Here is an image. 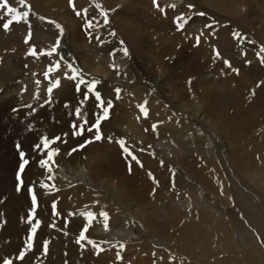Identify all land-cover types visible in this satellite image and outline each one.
I'll return each instance as SVG.
<instances>
[{
  "label": "bare ground",
  "instance_id": "1",
  "mask_svg": "<svg viewBox=\"0 0 264 264\" xmlns=\"http://www.w3.org/2000/svg\"><path fill=\"white\" fill-rule=\"evenodd\" d=\"M33 1L34 3L36 2V6L39 3L46 11L60 8L63 11L64 8L62 7L65 5L63 0ZM81 1L83 0H79L76 4L78 6L83 5L84 1ZM99 1L108 3V5L111 4L109 6L112 7V5L116 4H122L123 6L124 3H129L128 1L131 0ZM200 1L204 4V7H211L215 11L217 15L215 21H219V23L216 24L217 27L212 29L213 31L211 30L212 35L206 34L202 37L201 44L192 52V58L185 59L182 64H178L179 69H183L181 83L180 81L177 82L179 78L176 73L170 77L166 71H163V69L168 71L173 65L172 56L169 60V62H172L171 64L162 63L161 59L166 54L165 52L160 59L158 58L162 67L159 72L160 76L155 77L154 83L156 85L162 83L165 95L158 92L165 100H162L158 94L153 93V89L148 86L144 87V89L139 86L141 82L138 79H134V75L128 72L131 68V63L126 58L117 56L116 60L113 58L108 59L109 56L105 57L102 54V56L82 57L78 61L87 77H95L102 80L104 95L107 91L114 99V88L120 87L122 89L121 99H114V102L118 104L119 108V110H116V116L118 115L120 122H123V124L120 125L119 123V125L121 129L123 128L122 130L126 128L128 132L124 130V133L119 132L118 134L119 126L114 129L113 134L117 139H125L126 146H129L130 151H133V154L137 156L140 165L131 161L130 157H126V154H122V150L115 143H104V147H101L102 144L101 146L98 144L96 147L92 146V148L87 149L81 155L82 160L78 159L76 154H74L75 158H72L66 157L62 153L61 157L58 158V160L62 161L59 164L60 167L55 170L57 179L54 181L59 191L54 193H56V201L65 202L66 205L59 206L58 212L60 214L56 215L55 218L59 220L60 224H56V229L50 227L51 224L44 220V215L47 212V195H38L40 206L36 211V218L42 220L41 227L38 229L42 233L37 237V241L40 244L44 239L49 241V252L47 255L41 254V249L37 250L35 248L31 251L40 259L49 260L52 264H189L183 260L181 255L183 254L196 259V262L201 259L208 264H264V83H261L264 82V64L260 63L259 58L256 56L259 47L248 48L250 52L249 50L245 52L247 48L243 51L242 48H245V44L241 42H244V40L240 41L232 36L233 32H239V30L232 29L233 32H231L228 24L244 14L243 16H246L247 21L245 22L244 20L243 22L247 26H245V29L243 27L244 33H240L245 37L246 31L249 37H256L255 33H253L254 29L252 30L251 27H257L259 34L264 37V26H262L264 22L254 26V22L251 21L253 18L254 21L256 20V13L260 9L261 12H264V2L259 4V2L264 0ZM161 2L166 8L170 4L176 5L175 8H167L169 10L166 13L169 16L173 13L182 15L187 13L189 10L186 5L192 0H161ZM133 4H130V6L132 7ZM137 4L139 5V2ZM201 4L200 6H202ZM248 5L254 8L251 7L248 10ZM114 7L116 8V6ZM114 7L111 9H114ZM131 9L133 10L134 8L132 7ZM261 20L263 21V18ZM134 21L129 22L130 28L124 23L123 29L130 30L131 35H127L129 38H134V34L136 40L140 42L139 39L141 37L137 32L142 27L139 26V22ZM235 21L238 20L236 19ZM202 28L203 24L190 27L189 30L187 29L189 32H185L186 36H183L184 34L178 36L176 33V35H171L172 37L161 35L169 39L168 41L166 40L165 47H170L168 51L172 55L176 51L174 47L176 43L181 40L184 41L187 36L188 38L190 37L189 42H191V39L199 34L198 30ZM123 29L120 31L124 32ZM37 34L39 35V33ZM182 36L184 39L181 38ZM18 38L10 34L4 40V34L0 32V55L3 54V51L12 50L15 47L23 49L20 46L21 40H17ZM159 39L161 41V36ZM71 42L73 43L72 40ZM206 43L212 45L208 47ZM261 43L264 44L263 42ZM234 45H238L236 47L238 55L241 52L244 53L239 58L237 55L238 59L236 61L233 60L235 57L232 58L233 55L230 54V48ZM89 47L86 45L87 49ZM210 47H217L222 52V56L226 60H230V64L238 69V73L232 72L231 69L227 73L221 72L226 67L222 61H218L215 69L210 67L211 64L207 65L210 67L207 69L215 70H212V73L216 74L215 78L213 80L203 78V75L199 74L201 71H198L197 66L199 64L198 62V65L196 64L197 60L195 57L199 55V50L203 49L201 55L204 57L205 55L209 56L211 54ZM27 50H29V47ZM80 50L84 51L86 49L81 47ZM162 51L163 49H160V52ZM233 51L235 52L236 50L233 49ZM147 52L148 50L145 54ZM2 56L4 61L2 67H0V89L6 88L9 84L8 87L10 89L7 92H5V89L0 92V111L3 108L11 110L17 106V95L19 96L20 91L28 85L27 93L20 95L23 99L21 105L24 104V101L30 98L32 94L29 86L37 80L35 77H32L35 80L30 78V73L28 72L24 75L23 69L20 67V64L23 63L19 61L18 57H15L16 55L14 58L9 55ZM9 58H11V61L12 58L16 59L15 63L12 61L11 64H13L10 66ZM148 58L150 63L151 57L148 56ZM145 61H147V58H145ZM248 61H251V63H248ZM109 62L112 64L109 65ZM114 63L125 64L127 68L124 67L127 71L124 72L121 68L120 74L117 75L113 67H110ZM4 65L5 67H3ZM28 65L30 68L34 67V64L33 66ZM37 66L39 67V64ZM201 68L200 66L199 70H202ZM62 69L64 71V65ZM204 69L203 71H205ZM63 71L53 72L54 76H52V79L56 76L61 77L62 88L54 91L57 94L54 98L60 97L62 103L66 101V98L70 97L68 96V90L71 88L73 91L74 88L69 81L63 79ZM2 75H4V78H2ZM195 75L198 76V79H194ZM118 76L127 79L128 82L124 83L122 80V86H118L115 84H120L121 82H115L114 84L113 80L110 78L108 80V77L117 78ZM165 80H167L166 84L164 83ZM15 81L21 82L16 85ZM258 83H260V87H257ZM253 91H255V95L251 94ZM75 95L80 97L79 94ZM5 96H10V98H5ZM144 101H147V116L138 107ZM160 102L162 103L160 104ZM36 107L37 112L34 118H12L23 129H26V125L29 122L32 123L33 130L30 132L32 135L30 140L33 143L36 139L38 142V138L41 135H45V133L42 134L40 132L42 130H52L56 134L67 131L63 124L58 126L51 125L53 123L51 120L52 114L43 117L52 105H46L44 108H39L38 105ZM236 118H241L242 120L237 121ZM0 119L7 120L8 118ZM13 120L9 118L7 120L8 125H13ZM112 120V123L116 122V118ZM244 121H250L253 124L252 135L248 133L249 128L247 126L249 124L244 125ZM153 125H156L155 129H153ZM146 126L150 130H147ZM19 130H16L14 137H9L11 133L6 130L9 146L17 143L22 136L28 138V135L23 132L17 134ZM157 133H160V135H156ZM110 134L112 133L110 132ZM23 137L21 138V143L25 140ZM69 137L67 138L69 144L65 145L64 148L73 145L74 140L72 141ZM8 163L14 169L17 163L16 158L8 159ZM67 164H70L68 172H71V177L66 171ZM133 164H135L136 168L141 167V174L131 175L129 167ZM237 165H241L242 169L238 168ZM245 168L247 172L249 171L248 174L253 173L250 175L255 176H251V179L255 178L260 183L261 190H258L257 198L255 196L256 200L247 195L249 192H245V183L243 184L233 178L235 175V177L243 180L244 176L240 173L241 171L245 173ZM149 173H152L158 183L153 181ZM36 176L40 177L41 172L38 171ZM3 182L0 179V183L3 184ZM48 183L52 184L53 181ZM64 186H67V188L61 189ZM207 191H209L211 197ZM245 198L246 202L248 201L249 203H246V206ZM96 201H99V203H95ZM235 202L237 204L240 203L242 214H245V208L249 210L246 213L248 219L245 224V237L234 231L237 221L234 220L235 218L233 219L229 211ZM19 204L13 202V205L17 208L15 212L18 211ZM101 209L109 213L110 219L108 220L107 230L104 228L103 217L99 215ZM86 210L94 213L95 218L91 223H89L87 217L80 215L81 212ZM23 227L30 229L31 225L26 221ZM15 228L16 224H14L13 228H9V232L20 240V228ZM85 228L88 229L85 232L86 238L98 243L99 248H93L88 245L87 239L81 242L85 245L83 248L76 243L79 232ZM155 238L162 242H156ZM105 241H108V243H104ZM118 242L123 243L125 247L123 249L119 248L117 246ZM117 252H119V258H117Z\"/></svg>",
  "mask_w": 264,
  "mask_h": 264
},
{
  "label": "rangeland",
  "instance_id": "2",
  "mask_svg": "<svg viewBox=\"0 0 264 264\" xmlns=\"http://www.w3.org/2000/svg\"><path fill=\"white\" fill-rule=\"evenodd\" d=\"M32 1L33 0H26V4L30 5L32 7L33 12L35 13V15L30 13V16H29V22H30L31 31H32L31 38H28L29 25L21 23V24H19L17 26V24L14 23L12 26H10V29L8 31H4L3 28H1V27H2V24L4 22H6V19L3 20V21H0V32H2L4 34V40H6L8 35H10V34L12 35L13 34V37H16V38L19 37L17 40H21L20 41V46L23 48V49H21V48L19 49V48L15 47L12 50L10 49L9 51H3L2 55H9L11 57L13 56V58L16 55L15 57H18L19 61H22V63H23V64H20L21 66L20 65L19 66L22 67L24 75H25V73L28 72V73H30L29 74L30 76L29 75H27V76H29L30 78L35 77L37 80H40V81L42 80L41 84L39 86V90H40L42 99L46 98V88L49 85L48 82L53 80L52 76H54V73H50L49 74V80L45 81L43 73L45 71H47L49 65L52 64L53 60L58 58V57L55 58V56H54L55 59L53 57L48 59L49 57H47V56H44V55H40L41 57L39 56V54L42 51L43 52L47 51L49 49V47L54 44L53 42H55L56 38L59 36V30L56 29L53 24H49L48 23L49 20H54L57 23H60L65 28V34L61 38L62 46L58 50L59 54L64 56L65 59H67L68 61L72 62L74 64V67L80 68L82 71H84V69H82L83 67L78 62L80 60V58H82V57H89V56H92V55L102 56V54H104L105 57H108V56L111 57V58L108 57V59H112L113 58V59L116 60L117 56L118 57H122V53L119 51V49L121 48L120 40H124L126 45L129 48H131L130 52L132 54V59L130 60L131 68L129 69L128 72H130V74L134 75V79H138V81L141 82L140 85H139L140 87H142L144 89V87L148 86L150 89H155V91L152 90V92L155 93V94H158V96L162 100H165V98H163L159 94V92H160V93L165 95L164 89L162 87V83L158 84V85H156L154 83L155 77L160 76L159 72H160L161 67H162L161 63H159V62H161L159 59L161 58V56L165 52L166 54H164L163 58L161 59L163 61L162 63L171 64L173 62V65L169 68L168 71L165 70V69H163V71L164 72L166 71V73L168 75H170V77H172L176 73L178 75L177 77L179 78L177 80V82L180 81V83H181L182 82L181 79L183 77V75H182L183 74V69L182 70L179 69V65L178 64H182V62H184L185 59H191L192 58L191 57L192 52L194 50H196L197 47H199V46H194L195 45V38L191 39V42H189V38L190 37L188 38V36H187V38L185 37L186 39L183 38V36H186L185 32H189L188 30L190 29V27H195L197 24H203L204 25L205 22L211 23L213 20H215L217 18V15H216L215 11H213V9L211 7H204V4L200 0H196V1H194L196 3V5H197L196 9L192 10V11H188L186 13L187 16H191L192 17V20L189 21V24L185 26V30L178 31L177 28H176V23H178V22L175 21V17L177 15H182V14L173 13V14L168 16V14L166 12H167V10L172 9V8L167 7V8H169V9H167L166 7H164L162 2H161V0L160 1L157 0V3L160 5V7H162V8L164 7V12H161V11L158 10V8L153 4V0L152 1L151 0H134L133 2L131 0V1H128L129 3L126 2L127 5H126V3H124L123 6H122V4H119V5L116 4V5H112V7H110L111 4H109L110 5L109 6L108 3H103V2H101L99 0H83L84 2L81 1V2H83V5L78 6L76 3L79 0H74L75 4L77 6V10H81L82 11L84 8H88L87 17L89 19H91L92 17L95 16L97 19H99L101 21V23H102V18L99 17V10L95 9V3H100L104 8H106L107 5H108L109 8L107 7L106 9H111L114 6H116V8L114 7V9H115L114 12H112V11L109 12V19H110V22H111L110 25L109 26H105V27H103V28L98 30V34L100 36V40L97 41L95 39V37L97 35V32H92V35H91L92 37L89 36V31L90 30H86L84 28L85 20H84L83 16L78 17V16L75 15V12L73 11L72 7L69 4V0H63L64 1L63 3H65V5H64L65 7L63 6L62 8H64V9L66 8L65 10L63 9V11H62L61 8L58 9V10L55 9V10H51V11H46V9H43L42 6H40L39 3H37V6H38L37 7L35 5L36 2L34 3V1L33 2ZM137 1L139 2V5L137 4L138 3ZM12 2H13V6L17 7L20 11L26 10L25 8H22L18 3H16L15 0H12ZM263 2L264 1L259 2V4H262ZM132 3H134L133 6H132L134 8L133 10L131 9L132 7L130 6V4L132 5ZM200 4L202 6H200ZM251 7H253V6L248 5V10ZM59 10H60L61 14H60V12H58ZM248 10H247V12H248ZM56 11H57L58 15H57ZM195 11H203L204 13H206V15L205 16L194 15ZM42 12H44V13H42ZM50 12H53V13H50ZM263 13L264 12H261V9H260L259 12L256 13V17H255L256 20L254 21V18H253V20H251L252 22H254V26L259 25L260 22H261V24L264 22V14ZM50 14H51V16H49ZM126 14H128V15H126ZM243 15L244 14H242V16L240 15L239 17L235 18L233 22H229L228 23L229 24V29H231V32H233V30H236V31L239 30V32H243L244 31L243 27L245 29L246 28L245 26H247L246 23H245L247 21V18H245L246 16H243ZM40 16H44L46 19L42 21V20L39 19ZM122 16H123V18H122ZM133 16H134V18H133ZM257 16H258V18H257ZM261 18H263V21L261 20ZM62 19H64V20H62ZM125 19H128V20H125ZM135 19H136V21H134ZM204 19H206V20H204ZM236 19L239 22L235 21ZM68 20H69V23H68ZM113 20H115V21H113ZM244 20H245V22H243ZM130 21L139 22V26L142 27V29H140V31L137 32L138 35L141 37V39H139V41L141 43L136 40V36L134 34H133L134 38H131V37L129 38L127 36V35H131L130 32H129L130 30L127 31L126 29L125 30L123 29L124 23H126L128 25V27H129V22ZM150 25H151V27H150ZM262 26H264V23L262 24ZM215 27H217L216 24L213 26V29ZM256 28L257 27H254V28L251 27L252 30L254 29L253 33H255L256 37H252V36L249 37V35L246 34L247 32L245 31V37H246L245 40H247V39L248 40L247 41L244 40V42H241V43L245 44V48L239 47V48H242L243 51H244V49L247 48L246 51H245V52H247V50H249L248 48H251L253 46L260 48V46L262 45L261 42L264 43V37H262L261 34H259V31ZM122 29H123L124 32H121ZM153 29H154V31H153ZM112 30H114V31H116L118 33V35L116 37H112V36L108 35V32L112 31ZM5 32H7V33H5ZM156 32H157V34L155 35ZM37 33H39V35ZM175 33L178 36H181V35L184 34L181 37V38L184 39V41L181 40L182 41V42L180 41L181 43L180 42L176 43V45L174 46L176 51H174V53L171 55V52L168 51L170 49V47H168V48L165 47L166 40L168 41L169 39L166 38V37L164 38L162 35H166L168 37H172L171 35H173ZM149 34H151V35H149ZM47 35L51 36V37H48ZM152 35H154V36H152ZM160 36H161L162 43H161V41L159 39ZM26 38H28V40H29V42L27 44L24 42ZM249 38H251V39L249 40ZM70 39L73 41V43L71 42ZM158 39H159V41H158ZM66 41H68V42L66 43ZM74 41H76V42H74ZM248 41H250V42H248ZM251 41H255V44L251 43ZM107 42H108V44H107ZM250 43H251V45H250ZM83 44H84V46H83ZM86 45L90 46V47L87 49ZM206 45L209 47L212 44L206 43ZM33 46L37 50V53H38L37 57H32V56L27 55L28 51ZM28 47H29V50H27ZM79 47L80 48L81 47L85 48L86 50L82 51V50H80ZM236 47H238V45H234V46H232L230 48V51H231L230 54L233 55L232 58L235 57L233 59L234 61H236L239 57H241L244 54L243 52H241V54H239L240 55L239 56L238 55V50H237ZM160 49L161 50L163 49V51L160 52ZM200 49H203V48H200ZM209 49L211 50L210 51L211 54L209 56L205 55V57H204L203 55H201V53L204 50L203 49V50H199V55L197 57H195V59L197 60L196 64H197V62L199 64V65L197 64L198 65L197 66L198 67V71H201V72H199V74L203 75L202 76L203 78H209L210 80H213V78H215L216 74L212 73V70L215 71L214 69L216 67V63H218V61H222V63H223V61L226 60V59L222 56V52L219 51V49L217 47H210ZM214 49H215V51H214ZM233 49L236 50V51L234 52ZM147 50H148V52H147V54H145V52ZM18 51L20 52V54H19ZM216 51L220 52V56L219 57L216 56ZM17 52H18V54H17ZM249 52H250V50H249ZM22 53H23V55H22ZM110 53H115L116 55L115 56H113V55L110 56ZM135 53H136L137 56L135 55ZM140 53H141V55H140ZM239 53H240V51H239ZM81 54H83V55L81 56ZM2 55H0V67H2L3 61H4V58H2L3 57ZM237 55H238V58L236 57ZM25 56H26V58H25ZM148 56L151 57L150 58V60H151L150 63H149ZM170 57L172 58V62H169V60L171 59ZM13 58H12V61L15 63L16 59H13ZM43 58H44V62H43ZM145 58H147V61H145ZM25 59H29V60L26 61ZM12 61H11V58H9V63H10L9 66L13 64V63L11 64ZM29 61H31V62L29 63ZM155 61H156V63H155ZM228 61L230 63V60H228ZM27 62H28V64H30V66H33V64H34V67L30 68L29 65L27 64ZM141 62H143V63H141ZM38 64H39V67L37 66ZM107 64H108V62H107ZM111 64L112 63L109 62V65H111ZM156 64H157V66H156ZM208 64L209 65L211 64L210 67H213L214 69H207L209 67V66H207ZM25 65H28V66L25 67ZM148 65H150V66H148ZM62 66H63V64H62ZM62 66H61V70L60 71H63ZM124 66L126 67L125 64H120V71H121V68H122V70L124 72L127 71L126 70L127 67L125 68ZM200 66L202 67L201 68L202 70H199ZM3 67H5V65ZM42 67H44V68H42ZM110 67H112V66H110ZM197 67H196V69H197ZM176 68H178V69L176 70ZM9 69H11V68H9ZM25 69H27V70H25ZM149 69H151V70H149ZM203 69L205 71H203ZM227 71H230V68L226 67L221 72H224V73L226 72L227 73ZM202 72H204V74H202ZM33 73H35V75H33ZM212 74H214V75H212ZM204 75H206V76H204ZM210 76H211V78H210ZM2 78H4V75H2ZM109 78L114 81V84H115V82L116 83H120L121 82L120 84H115V85H118V86H120L123 83V81H124V83L128 82L127 79L121 78L120 76H118L117 78L108 77V80H110ZM194 79H198V76L195 75ZM33 80H35V79H33ZM142 80H143V82H142ZM169 80H173V79H169ZM15 82H16L15 84L17 85L21 81H19V83L17 81H15ZM8 83H10V81H8ZM69 83L74 87V83H72L71 81H69ZM142 83L145 84V85L142 86L143 85ZM164 83L166 84L167 80H165ZM8 86H6V88L0 89V92H2L4 89H5V92L9 91L10 87H8ZM27 87H28V85H27ZM29 87H30V90H31L32 94H31L30 98H28V99H26L24 101V104L31 103L33 105V107H36L38 104H37V101H35L33 99V96L35 95L37 86H36L35 83H31V86H29ZM22 90H23V92H21ZM22 90L20 91L19 96L17 95V97H16V99H18V105L15 106L16 108H20V112L19 113H12V111L10 109L3 108L0 111V118H8V119L10 118L11 120H13L12 118H34V117H36V114L34 116H27L26 115V113L28 112L26 110H30V109L23 108L22 107L23 104L21 105V103L23 102L22 101L23 99H22V97L20 95L27 93V91H25L24 88ZM68 91H69L68 92V96H70V97H68L69 99L66 98V101H64L62 103V100L60 99V97L54 98V99H56L55 103L52 104V107H50L49 110L43 116V117H47V116L52 114L51 120H52L53 123H51V125L58 126L59 124H63L65 126V128L67 129V131H64L63 133H70V121L75 118L74 117V113H73L74 107H75V105L78 106L77 104H78L79 100L82 99L81 96L77 97L75 95V94H77L75 92V87L73 88V91L71 90V88ZM103 93H104V91H103ZM56 95L57 94L54 93V97ZM71 95H73V96L71 97ZM105 96L113 98L111 96V94L108 93L107 91L105 92ZM5 98H10V96H5ZM65 103L69 104V106H70L69 109H65L63 107V105ZM161 103L162 102H160V104ZM120 107H122V106H120ZM126 108H127V105H126ZM85 109L87 111H89V116L91 117L92 113L95 111V101H94V99H91L88 102H86ZM116 110H119V108H118V104H115V102H114V107H113V109L110 110V119H109V121L105 122V125H104L106 128H107V125H108V131L111 132L112 134H113L114 129L118 128L121 124H123V122H120V118H118V115L116 116V114H117ZM70 113H72V114H70ZM113 118H116L117 125H116L115 121L112 123V121H113L112 119ZM7 120L6 119H4V120L0 119V165H1L0 166V179L4 181L3 184L0 183V196H2L4 198V201H5L3 204H0V211H2V213H3V215H0V257L9 256L10 258L13 259L14 264H52V263L49 262V260H44L42 258L40 259V257H37V255H34L31 252H26L25 261L20 262V261L16 260V254L18 253L19 250H22V249L25 248L26 242H27V237L30 234V229H27V228L23 227L24 223L27 221V214L31 211V208H30V194H27L26 190H22L20 193H16L15 190H14L15 189V184H16L15 173L18 170L19 159H18V152L15 149V144L13 146H9V144H8L6 130H9V132L11 133L9 137H14L15 133H16V130H19V128H21V130L17 131V134H20L19 132H23V133L28 135V138L22 136L23 138H25L23 143H21V138L22 137L19 139V141H17V143H21L22 144V150L26 151V153H27L26 158H29V157H31L33 155H36V153H34L33 150H32V146H33L34 143L37 142V139L33 143L30 140L32 135H31V133L28 130L23 129V127L18 126L16 121H14V120H13L14 121L13 125L10 126V125H8ZM210 120H211V118H210ZM236 120L238 121V120H242V119L241 118H236ZM3 122H4V125H3ZM119 123H120V125H119ZM245 124H249L247 126L249 128L248 133L249 134L253 133V127H254L253 124H251L250 121H244V125ZM146 127H147L146 128L147 130H150V128L148 126H146ZM118 129H119L118 134H119V132L124 133L125 132L124 130H126V128H124V130H122L123 128L121 129V126ZM27 131L29 132V134H28ZM40 132L42 134L45 133V135H49L50 138L56 134V132L52 131V130H47V131H43L42 130ZM126 132H128V131L126 130ZM156 135H160V133H157ZM69 139H71V138L69 137ZM38 140H39V138H38ZM76 142L77 141H74L73 145ZM101 144H102V146H101ZM98 145H100L101 147H104L105 144L104 143H100ZM98 145L94 144L92 146L96 147ZM150 145L152 146V144H150ZM92 146L88 147L87 149L92 148ZM86 151L87 150L83 151L80 155H77L78 159L82 160L81 155H83ZM63 152H64V150H62V153ZM11 158H16V161H17L16 166L14 164V166H15L14 169H12L10 164L8 163V159L10 160ZM39 158H40L39 155H37L36 156L37 161H38ZM70 160H72V159H70ZM61 161L62 160H58V163L60 164ZM3 163H4V166H3ZM69 168H70V164L69 165L67 164V167H66V171L67 172L69 171L68 170ZM238 168L242 169L241 165H239ZM131 169H132V171L130 172L131 175H136V173L141 174L142 169H141L140 166H139V168H136L135 164H133L131 166ZM38 171H40L41 174L44 172V170H41V169L38 168V165H37L36 162H31L30 161V165L26 169V174H25L24 178L26 179V181L36 180L37 179L36 174H37ZM244 171H245V173H242V171L240 173L242 176H244L243 180H240L238 177H235V175L233 176V178L235 180H239V182H242L243 184L245 183V192L246 193L249 192V193H247V195L249 197H251L252 199H255V196L257 198V195L259 193L258 190H261V188L259 186L260 183H258L259 181L257 179L255 180V178L251 179L252 175H250V174H253V173L248 174L249 171L247 172L246 168H245ZM233 174H234V171H233ZM68 175L71 177V172H68ZM8 176H9V178H8ZM40 177L43 178L42 175ZM252 177H255V176H252ZM46 182H51V181H46ZM26 186L36 187L35 184H27ZM63 188H67V186L62 187L61 189H63ZM254 189L255 190L257 189V190L255 191ZM54 192H56V191L53 190L52 193L47 194V200H46L47 212L44 215V220L46 222H49L50 224H53V223L60 224L59 220L55 218L56 215H54L52 213L51 204L53 202H55L57 204V212H58L59 206L66 205V203L65 202L56 201V199H55L56 198L55 197L56 193H54ZM207 193L210 195L209 191H207ZM263 196H264V192H263ZM210 197H211V195H210ZM38 201L39 202H38V205H37V209L40 206L39 196H38ZM13 202L14 203L16 202L18 204L20 203L17 212H15L17 210V208L13 205ZM25 203H26V206H25ZM246 203L249 204L248 201L246 202V198H245V206H246ZM28 208H30V209L28 210ZM244 211H245V214H242L241 211H240V203L237 204L236 202L233 204V206L231 207V210L229 211V212H231V215L233 216V219L235 218L234 220L237 221V224H236V227H235L234 231L235 232H239L240 235H242L243 237H245V231L244 230H245V224H246L247 219H248L247 218L248 216H247L246 213H247V211L249 212V210L248 209L246 210V208H245ZM37 219L38 218H36V213H35L33 215V223H35V221ZM160 219H164V218H160ZM39 220L42 223V220L41 219H39ZM12 223H13V225H11ZM14 224H16V228H18V229L20 228L19 229L20 236H21L20 240H18L16 238V236L14 237L9 232V228H13ZM38 232H39V234H38ZM41 233H42L41 231L37 230V235H36V237L33 238V243H34V246H35L34 249L35 248L37 250L41 249L40 251H41V254H42V243L40 244L37 241V237H39ZM9 236H10V238H9ZM3 237H4V239H3ZM155 241L156 242H162L158 238H155ZM240 242L242 243V241H240ZM163 245H164V243H163ZM181 255L183 256V260L185 262L189 263V264H208L205 260L203 261L201 259H198V261L196 262V259H194V258H190V257L185 256L183 254H181ZM50 259H52V257H50Z\"/></svg>",
  "mask_w": 264,
  "mask_h": 264
},
{
  "label": "snow or ice",
  "instance_id": "3",
  "mask_svg": "<svg viewBox=\"0 0 264 264\" xmlns=\"http://www.w3.org/2000/svg\"><path fill=\"white\" fill-rule=\"evenodd\" d=\"M22 8L26 10L20 11L17 7L13 6L12 0H0V21L6 19V22L2 24V28L4 31H8L10 26L14 23L19 25L21 23L29 25L28 30V38H31L32 31L31 25L29 22L30 13L35 15L32 10V7L26 4V0H15ZM69 4L72 7L75 15L80 17L83 16L85 23L84 28L89 31V36L91 37L92 32H97L95 39L97 41L100 40V36L98 34V30L110 25L109 12L115 11V9H106L100 3H95V9L99 10V17L102 18V23L95 16L89 19L87 17L88 9L84 8L82 11L77 10V6L74 0H69ZM153 4L159 9V11L164 12V8L160 7L157 3V0H153ZM169 8H175V4L167 5ZM189 11L195 10L197 5L192 0V2H188L186 5ZM194 15L205 16L206 13L203 11H195ZM40 20H45L44 16L39 17ZM192 20L191 16H187V14L177 15L175 17L176 28L178 31L185 30V26L189 24V21ZM49 24H53L56 29L59 30V36L56 38L53 45L49 47V49L45 52H41L40 55L47 56L49 58L58 57V59L53 60L52 64L48 67L47 71L43 73L44 79L49 80V74L53 72H58L61 70L62 64L64 65V71L62 72V77L66 81L74 82L75 92L79 94L82 99L79 100L78 106L74 107V119L70 121V133H61L55 134L51 138L49 135H41L39 137L38 142L34 143L32 146V150L36 155H33L29 158H26L27 153L25 150H22L21 143H15V149L18 152V170L15 173V192L20 193L22 190H26L27 194H30V208L31 211L27 214V223L31 225L30 234L27 237L26 246L24 249L19 250L16 254V260L23 262L26 259V252H31L34 250L33 238L37 235V230L41 227V221L37 219L35 223H33V215L37 211L38 205V195H47L55 191H59V188L54 183L57 179L55 170L60 167L58 163V158L62 155V148L65 145L69 144V140L67 139L69 136L72 140L77 141L74 145L64 148L63 155L66 157H74V154L80 155L83 151L87 150L88 147L99 144V143H107L118 145L119 149L122 150V154H126V157H130L131 161H134L136 164L140 165V161L133 151H130L129 146H126V141L123 138L117 139L114 134H110L108 129L104 126L105 122L110 119V110L114 107V99H121L122 89L120 87L114 88V99L110 97H106L103 94V82L99 78L95 77H87V74L84 73L80 68L74 67L72 62H69L65 59L64 56L59 54V49L62 46L61 38L65 34V28L54 20H49ZM219 21L213 20L211 23L205 22L202 29H199V34L195 37V45L199 46L202 42V37L207 35H212V29L215 24H218ZM109 36L116 37L118 33L114 30L108 32ZM232 36L240 41L246 39L240 32H233ZM28 38L25 39V43L29 42ZM251 43L255 44V41H251ZM121 48L119 51L122 53V57L127 60L132 59V55L130 52V48L126 45L124 40H120ZM215 51V49H214ZM27 55L32 57H37V50L33 46L28 51ZM110 55L115 56V53H110ZM216 56H220V52L216 51ZM256 56L259 58L260 63L264 64V44H262L259 50L256 52ZM224 65L231 69L232 72L238 73V69L233 67L228 60L223 61ZM251 63V61H248ZM27 67V65H26ZM113 69L116 71V74H120V65L113 64ZM35 75V73H33ZM264 83V82H261ZM35 84L37 86L35 95L33 99L37 101L39 108H44L45 105H52L55 103L54 99V90L62 88L61 77L56 76L53 80L49 82V85L46 88V98L42 99L41 93L39 90V86L41 84L40 80H36ZM257 87H260V83L257 84ZM27 91V86L24 88ZM155 91V89H153ZM255 95V91L251 93ZM94 99L95 101V111L92 113V116H89V112L85 109V104L89 100ZM147 101H144L143 104L138 105L139 109L145 116L148 115V111L146 108ZM23 108L30 109L26 113L27 116H34L37 112V107H33L31 103L23 104ZM65 109H69V104L65 103L63 105ZM12 113H19L20 108L13 107L11 109ZM72 114V113H70ZM156 128V125H153V129ZM26 129L31 132L33 130V125L29 122L26 125ZM151 147V146H149ZM143 151V149H141ZM39 155V159L37 161L36 156ZM31 162H36L38 168L44 170L41 174L43 178L37 177L36 180L26 181L25 174L26 169L30 165ZM163 163V162H161ZM142 166V165H141ZM131 167H129V172H131ZM149 176L152 177L153 181L158 183V180L152 176V173H149ZM46 181H53L52 184H49ZM27 184H35L36 187L26 186ZM71 186V185H69ZM4 198L0 196V204H3ZM95 203H99L96 201ZM87 207V206H86ZM52 213L54 215H59L57 212V204L53 202L51 204ZM0 215H3L2 211H0ZM81 216H85L88 218L89 223L95 218L94 213L92 211H83L80 213ZM99 215L103 217L104 220V228L108 229V220L110 219L109 213L103 209L100 210ZM52 228H56V224L53 223L50 225ZM88 229L85 228L83 231L79 232L78 238L76 239V243L83 248L85 245L82 244V241H85L87 238L85 236V232ZM104 243H108L105 241ZM87 244L91 245L93 248H99V244L91 239H87ZM119 248L123 249L125 246L123 243H119L117 245ZM49 252V241L44 239L42 241V254L47 255ZM117 258H119V252H117ZM0 264H14V261L9 256L0 257Z\"/></svg>",
  "mask_w": 264,
  "mask_h": 264
}]
</instances>
